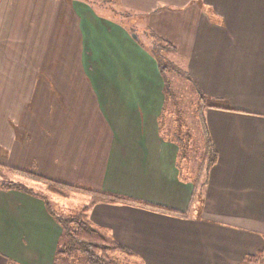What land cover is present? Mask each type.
Wrapping results in <instances>:
<instances>
[{
    "label": "crops",
    "instance_id": "crops-1",
    "mask_svg": "<svg viewBox=\"0 0 264 264\" xmlns=\"http://www.w3.org/2000/svg\"><path fill=\"white\" fill-rule=\"evenodd\" d=\"M99 3L138 18L206 98L216 161L201 205L192 211L179 148L162 134L157 59L87 0H0V174L142 203L88 213L138 264H240L263 251L264 0ZM60 236L41 197L0 190V264H54Z\"/></svg>",
    "mask_w": 264,
    "mask_h": 264
},
{
    "label": "trees",
    "instance_id": "trees-1",
    "mask_svg": "<svg viewBox=\"0 0 264 264\" xmlns=\"http://www.w3.org/2000/svg\"><path fill=\"white\" fill-rule=\"evenodd\" d=\"M160 73L164 81L163 95L165 101L173 100V102H175L176 98L166 82L164 69L160 68ZM196 92L199 96L197 99V119L203 141L200 157L201 166L199 169L201 172L197 170L195 176L191 179L190 177H183V174H180V179L184 178L183 180L186 182L189 181L192 184V203L196 196L199 197V202H201L203 189L207 183V173L216 161V153L211 143L203 116V111L208 108L206 105V98L199 91L196 90ZM164 113L165 108H163L160 117L161 126H163ZM176 139L175 142L179 148L177 167L178 170H180L182 163L187 167L189 164V137L183 136V138H181L180 136ZM13 173L15 174V178L0 181L1 191H18L29 196L40 197L38 188H42L46 193L55 198L68 199V193L74 192L82 194L86 199V203L79 209L75 216L61 218L57 216L50 205L41 198L47 213L61 229V236L55 251V258L63 257L72 259L74 255H79L84 259L86 264H138L137 257L133 253L118 244L106 230L94 226L89 221L88 213L90 209L98 203H107L111 205L134 204L143 206L142 203L115 195L98 193L85 188L65 186L35 174L16 170H14ZM202 174L203 180L199 182ZM16 177L18 178L16 179ZM199 204L201 205V203ZM164 212L178 215L170 210H164ZM9 264L15 263L9 261ZM240 264H264V250L252 256H245Z\"/></svg>",
    "mask_w": 264,
    "mask_h": 264
},
{
    "label": "rangeland",
    "instance_id": "rangeland-1",
    "mask_svg": "<svg viewBox=\"0 0 264 264\" xmlns=\"http://www.w3.org/2000/svg\"><path fill=\"white\" fill-rule=\"evenodd\" d=\"M94 9L102 13L105 17H109L115 21H119L128 28V30L139 33L140 43L150 51L157 59L158 66L164 69L165 79L168 86L171 89L172 94L176 100H167L165 102V113L163 115V128L162 134L170 139L177 140V137L183 138V136L189 137L190 153L188 167L182 163L184 174L187 178H193L200 169V157L203 141L201 138V130L198 122V109L197 99L199 98L195 87L188 82L184 63L175 58V55L170 52L162 51L156 43H149L144 40L142 34V28L138 25V18L132 16L130 13L122 14V12L113 11L112 6H104L99 3V0H87ZM98 6L102 9L98 10ZM114 8V7H113ZM146 41V42H145ZM162 48V47H161ZM176 137V138H175ZM4 160L0 159V164L4 165ZM6 167V163L4 165ZM10 174L8 177H12V173L3 172L0 174V180H4V177ZM11 179V178H10ZM203 174L200 177L199 182H202ZM39 195L43 198L54 211V213L61 217L67 218L77 214L80 207L86 203L85 197L80 193L70 192L68 199L55 198V202L51 200L50 195L46 193L42 188H38ZM199 197L194 198L192 204V211H196L199 205ZM54 264H86L84 259L79 255H74L72 259L59 257Z\"/></svg>",
    "mask_w": 264,
    "mask_h": 264
}]
</instances>
